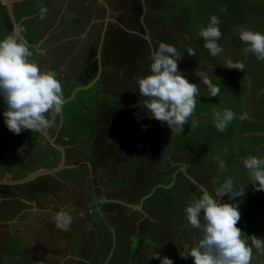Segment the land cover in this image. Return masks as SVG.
Instances as JSON below:
<instances>
[{
	"label": "rangeland",
	"instance_id": "1",
	"mask_svg": "<svg viewBox=\"0 0 264 264\" xmlns=\"http://www.w3.org/2000/svg\"><path fill=\"white\" fill-rule=\"evenodd\" d=\"M40 5L48 9L44 19L40 18ZM224 7L227 10L221 11ZM3 8L5 6L0 1V40L12 34L2 16L10 19L13 24L10 13ZM13 10L22 33L35 45L27 42L33 53L28 59L37 63L42 71L55 72L56 78L62 84L67 102L55 119L53 126L59 123L62 129L60 127V130H57L58 136L55 135L53 139L64 145H70L78 139L79 148L68 147L77 152L72 154L73 158L85 159L89 164L93 163L94 168L89 169V165L69 167L25 183L9 185L12 194L0 191V264L71 263L80 246H86V242H78V235L82 233L83 237L88 239L91 238L88 233L92 236L96 229L92 220L78 219L71 208L72 199L77 196L78 191H82L83 201L90 203V180L101 185L129 182L130 174L123 173L139 161L135 159L136 156L142 155L141 159L145 158V170H148L147 180H140L142 186L147 182L159 180L167 183L170 178L165 175L164 170L169 164L167 156L173 154H170L169 149H160L165 141L173 147L176 145L177 148L173 151L175 158L191 163L195 168V175L203 180L201 184L208 187L209 193L214 197L216 189L226 179L232 178L233 193L240 190H243V193L224 203L239 205L241 219L237 227L244 233L242 238L246 239L250 246L249 237L255 235L264 239V190L257 191L252 185L250 174L242 162V159L248 156L264 157V61H259L252 54L245 55L243 49L247 45L239 39L238 34L240 27L264 34V0H17L13 4ZM52 11H55L57 16L48 20L47 17ZM88 15L93 26L92 33L97 30L105 34V37L103 45L95 46L96 40L93 41L94 61L87 67L83 62L87 52L82 45L80 50L77 49V41L80 39L76 40L74 37L76 34L81 35L80 28L85 27ZM212 15L220 20L219 28L223 35L219 43L225 49L223 58H213L204 48V41L198 35L201 27H207ZM45 20H48L45 23H49V27L58 23L60 33L58 32L56 40L52 38L53 42L49 40L44 45L39 39L50 30L49 27L43 30ZM63 37L70 40L64 42V47L53 45ZM19 41L26 40L20 38ZM159 42L177 48L182 57L178 62L179 70L190 83L197 84L199 88L195 111L189 122L184 125V132L179 135H172L166 122L161 124L162 129H170L167 136L162 137V131L159 133L161 129L155 124L148 128L150 122L157 120L151 118L147 109L143 108L144 98L139 93L137 78L150 74L149 56L152 48H157ZM188 48L195 51V57L189 56ZM97 51L102 54L98 53L97 56ZM98 57L102 59L101 65L98 63ZM227 57L234 62H243L245 71L224 67L223 59ZM99 67L103 74L100 82L93 80L89 83L93 76L79 80L80 75L83 77L88 68H96L99 71ZM199 72L205 73L213 84L220 87L218 97L210 96L207 86L195 74ZM103 99L113 103L104 109L101 105ZM214 108L221 112L230 109L235 114V119L223 133L215 128L212 111ZM5 110L6 104L1 97L0 172L3 176L0 178L11 179L13 175L25 177L40 168L60 165L63 158L60 150L49 140L48 144H44L47 137L42 132L24 130L17 135L9 131L3 116ZM89 118H95L105 128V131L99 130L98 134H95V139L100 135L98 140L94 139L96 143L89 140L90 137L84 139L85 135L96 128V124L92 125ZM61 119L63 121L60 122ZM193 121L197 122L196 127H192ZM122 122L128 124L129 130L140 131L142 137L137 136L131 140L133 136L129 132V139L119 138L118 135L123 132V127L120 126ZM143 126H147V130ZM66 130L69 131L65 133ZM148 130L152 134L149 135ZM48 131L54 134L56 128ZM179 136H183L184 141L178 140ZM105 137H110L114 144L123 139V144L115 145L116 152L114 151L112 157L104 148L107 147V140L99 139ZM187 141L188 149L180 151ZM132 147L134 149L129 156L125 150ZM80 149L83 150L79 152ZM188 151L191 159L185 156ZM51 154L55 159H50ZM102 156L105 161L101 159ZM217 158L225 162V171H220ZM135 172L139 174L138 171ZM208 172L209 182L205 176ZM113 174L119 178L118 181L112 179L115 176ZM106 177L113 183L106 182ZM150 185H147L146 189ZM163 188L158 187L151 200L155 199L158 193L174 192L170 188ZM202 193L201 189L194 188L192 196L199 197ZM118 195H121V190ZM186 196L188 201L192 197ZM62 209L73 217L70 231H62L55 226L54 216ZM81 211L86 212L87 208L84 207ZM164 214L162 218H168L165 209ZM72 227H76L73 234ZM89 227L94 228L88 229ZM130 231L133 229L130 228ZM71 234L76 237L72 238ZM74 241L78 244H74ZM146 252L153 256L158 251L146 249ZM90 254L92 253L88 254L89 259ZM253 255L255 264H264V256H258L255 248ZM98 257L102 260L101 255ZM82 258H87L86 252L82 253Z\"/></svg>",
	"mask_w": 264,
	"mask_h": 264
},
{
	"label": "clouds",
	"instance_id": "2",
	"mask_svg": "<svg viewBox=\"0 0 264 264\" xmlns=\"http://www.w3.org/2000/svg\"><path fill=\"white\" fill-rule=\"evenodd\" d=\"M0 1L8 11L3 0ZM16 1L14 0L12 5ZM39 7L40 18H46L48 9L43 5ZM226 10V7L221 9V11ZM2 19L7 24L6 17L2 16ZM46 21L48 20H45L42 26L48 24L49 27ZM219 24V18L212 15L209 17L207 27H201L198 32L204 41V48L213 58L225 56V49L219 43L223 35ZM12 26L13 30L9 27L12 34L0 40V97L6 104L3 116L8 130L17 135L24 130L40 133L54 125L56 117L62 112L67 101L56 73L42 71L37 63L28 59L33 55L28 41L20 25L18 39L14 24ZM55 26L56 23L50 25V30ZM238 34L239 39L247 45L243 49L245 55L252 54L259 61H264V34L246 27H240ZM104 37L105 34H101V39ZM20 38L26 41H19ZM187 53L192 57L196 55L191 48L187 49ZM149 59L150 74L137 78L139 93L144 98L143 108L147 109L151 118L166 122L172 133L179 135L184 132V125L189 122L195 111L196 98L199 94L198 85L190 83L179 70L178 62L182 57L176 47L159 42L157 48H152ZM223 66L241 71H245L246 67L243 62H234L228 57L223 59ZM195 74L207 86L211 97L220 95V87L213 84L205 73ZM212 111L215 128L221 133L225 132L235 119L234 112L230 109L221 112L215 108ZM242 119L244 120L245 117ZM191 125L196 127L197 122L193 121ZM143 127L146 130L147 126ZM130 132L132 133V130ZM131 135L133 136V133ZM217 160L220 171H225V162L219 158ZM242 162L250 174L252 185L257 191L264 190V157L248 156L243 158ZM0 186L3 188L8 185ZM233 191L234 181L228 178L216 189L215 197L204 191L199 197L193 195L190 198L184 208L186 219L190 227L202 233V238L197 241L195 247L188 248L186 245V254L180 253L182 259L192 257L194 264H252L253 248L258 256H264V239L253 235L249 237L250 246L248 241L242 238L244 233L237 227L241 219L239 205L220 203V198L225 195L234 197L243 193V190L235 194ZM8 193L12 194V189ZM72 222L73 217L63 209L54 216L56 228L62 231H70ZM150 258L160 260V264H173L172 259L166 256L161 258L159 252H155Z\"/></svg>",
	"mask_w": 264,
	"mask_h": 264
},
{
	"label": "flooded vegetation",
	"instance_id": "3",
	"mask_svg": "<svg viewBox=\"0 0 264 264\" xmlns=\"http://www.w3.org/2000/svg\"><path fill=\"white\" fill-rule=\"evenodd\" d=\"M24 36L25 39L28 38V36L26 35ZM42 38L43 37H40V39L38 38L39 41L42 40ZM27 41L29 44H34V42H32L29 39H27ZM79 80H81V78H79ZM112 103L113 102L111 101V104ZM59 121L61 122L63 121V119ZM90 122H92V125H94L96 124L97 120L95 118H92V121ZM152 124L157 125L161 129L159 130V133L162 131V137L168 135L167 133L170 131V129L168 127H164L162 129V124L160 121L150 122L148 128L151 127ZM60 127L61 125L59 126L58 123L54 134H51L48 131V130H52L53 128L47 129L46 132L53 139V137L55 138V135L56 137L58 136L57 130L59 131ZM132 133H133V138H137V136L138 137L140 136L141 132L132 130ZM148 133L149 135L152 134L149 130ZM92 134L93 135H90L89 140L91 141L98 140V137L100 135H97L95 139V134L98 133L92 131ZM172 135H177V134L172 133ZM118 137L124 138L122 137L121 134H119ZM59 138L60 137H58V139ZM99 139L107 140L106 143L107 147L104 148L106 149V151H109L111 157L113 156L114 151L116 152V150H114L115 145L119 143L123 144V139L117 140L115 144L110 137L99 138ZM108 139H110V141H108ZM177 139L178 140L183 139L184 141L183 136H179V138ZM163 140H165V138H163ZM134 141L136 142V146H137V139H135ZM46 142L48 143V139ZM96 142L97 141H95V143ZM103 143L104 142H101V144ZM56 144L58 146H62L65 149L66 160L69 153H74V154L77 153L76 150L68 148L71 146L70 143H69L70 145L67 144L64 145L59 142H56ZM167 144L168 145H166V141H165L160 148V149H169L170 154L171 153L173 154L167 156L169 164L166 166V169L164 170L165 175L169 176L170 178L167 183L159 182L160 181L159 180V181H152V183L147 182L145 186H142L143 184L140 182V180L143 178L142 182H144L145 180H147V175H148L147 174L148 170H145L146 169V166L144 164L145 158L143 157L141 159V157L143 156L142 155L141 157L136 156L135 159H138L139 161L135 163L130 170L124 171L125 168H123L122 170L124 171L123 175L130 174L131 178L129 182H124L122 184L118 182L119 184L117 185L111 183L101 185L94 182V180H90L88 184V187L90 189L89 194L91 196L90 203H85L87 201L85 202L83 201V197L81 196L82 191H78L77 196H75L72 199L73 205L71 208L73 209V211H75V216L78 219L84 218L86 219V221L92 220V222L96 225L94 226L96 229L93 231L92 236L90 233H88V235L91 238L85 239L82 233L78 235L79 237L78 242L83 241V244L84 242H86V246L85 245L80 246V249H78L77 251L81 256H79L77 253V255L73 256L75 257L73 262L79 264H158V263L160 264V260L155 258H150L152 255L151 254L149 255L148 253L149 251L145 253L146 249H150V250L157 249V251L161 255V258L166 256L173 260V264H194V258L189 257L188 259H182L180 253L182 255L186 254L185 251L187 250V246L188 248L195 247L197 241L200 238H202V233L199 230L190 227L186 219L185 212L184 213L181 212L184 211V208L188 202V200H186L187 197L186 195L192 196L194 192V188L201 189L203 192L204 191L209 192V189L208 187L206 188L204 187L203 184H201L203 180L195 175L194 172L195 168L191 163H187L175 158L174 156L175 152L173 153V151L175 150L176 145L175 147H173L168 142ZM184 145L185 146H182V148H180V151H183L186 148L188 149V145H189L188 141L184 142ZM57 148L60 150L61 155L63 156V152L61 151V149L59 147ZM69 149L71 151H69ZM133 149L134 147L129 148L128 150L125 151L126 153L129 154V156H131L130 153H132ZM81 150L83 149H80L79 152H81ZM90 150H92L91 147ZM185 153H186L185 156L191 159L189 157L190 156L189 151L188 153L187 152ZM52 158L53 155L51 154L50 159ZM101 159L105 161V157L102 156ZM142 160L143 162H141ZM73 164L75 165L74 167H78L79 165L88 166V161H85V159L80 158V159H76ZM122 166L125 167L126 165H122ZM93 168H94L93 163H91L89 169L92 170ZM174 168L175 170L173 171ZM105 169L108 170L107 166H105ZM135 171H138L139 174L136 173ZM206 174L207 173H205L206 181L209 182L210 173L208 172V174L207 175ZM105 179H107L105 180L106 182L111 181L113 183V181L110 180L109 178L106 177ZM112 179L114 181H118L119 178L115 175L112 177ZM130 184H132L134 188H132ZM147 185H150L148 189H146ZM141 186L142 188L140 189L139 187ZM160 186L164 187L163 189L165 188L172 189L174 191L173 194H169L168 192L158 193V196L155 199L151 200L152 195L155 193L156 189ZM154 188L155 190L153 191ZM139 189L140 191H138ZM120 190H121V195H118V192ZM152 191L153 193L150 196H148ZM236 192L237 191H235L233 194H235ZM227 196L221 198L220 203H224L226 201L232 200L235 197H237V196L230 197L229 195ZM103 197H106L107 200L104 201L103 203L97 201ZM133 205L136 207H134ZM84 207L87 208L86 212L81 211V209H83ZM98 207L101 208L103 214H101L100 211H98ZM164 209L167 211L169 215V216L166 215L168 217L166 219L162 218V216L165 215ZM178 211L179 213H177ZM185 226L186 228H184ZM92 228L89 227L88 229H92ZM130 228L133 229V231H130ZM75 231H76V227H72V234ZM72 234L70 235L72 236V238L76 237L73 236ZM77 234L78 233H75V235ZM78 242L74 241V244H78ZM84 252H86L87 258H82V253ZM89 253H92L90 254V259L88 258ZM103 253L105 254V256ZM100 255L102 257V260H100L98 257ZM68 258L69 261L71 262L70 257ZM252 264H255V262H252Z\"/></svg>",
	"mask_w": 264,
	"mask_h": 264
},
{
	"label": "crops",
	"instance_id": "4",
	"mask_svg": "<svg viewBox=\"0 0 264 264\" xmlns=\"http://www.w3.org/2000/svg\"><path fill=\"white\" fill-rule=\"evenodd\" d=\"M3 4V3H2ZM4 9V8H3ZM99 10V9H98ZM90 12H91V9H90ZM56 15V12L55 11H52V12H50V15L47 17V19L48 20H53L54 18H56V17H54ZM57 16V15H56ZM91 16V15H90ZM58 19H60V16L58 17ZM70 21H72V20H70ZM89 21V22H88ZM94 24V23H93ZM42 28H43V30H46L47 28H48V24H46L45 26H42ZM92 29H93V26H92V22L90 21V19H89V15H88V17H87V19H86V24H85V27L84 28H80V30H81V35H75V37H74V39H76L77 40V38H79L80 40H78L77 41V49L78 50H80L81 49V47L83 46L84 47V50L87 52V54H85V57H83V62H84V64H87V67L89 66V64H90V62L91 61H94L93 60V56H94V54H95V49H93V41H95L96 40V45L95 46H98V45H103V43H104V39H103V41H102V39H101V33L102 32H100V31H97V30H95V32L96 33H92ZM96 29V28H95ZM60 33V28H59V26H58V23L56 24V26H55V28L51 31V33H48L47 35H45L43 38H42V40H40V42L42 43V44H47V42L49 41V40H52V38H53V40H56L57 38H58V36L57 35H59V33ZM38 34H39V31H38ZM92 36H93V38H92ZM42 37V36H41ZM88 38V40H86ZM53 40H52V42H53ZM66 41H70V40H68V39H66V38H62V39H60V40H58V41H55V43L53 44V45H56L57 47H64V42H66ZM80 45H82V46H80ZM50 46V45H49ZM98 53H100V55L102 54L101 53V51L99 52V51H97V56H98ZM101 57V56H100ZM100 57H98V59H99V61H98V63H99V65H101V62H102V59H100ZM86 67V68H87ZM101 67V66H100ZM100 67H99V71H97L96 70V68H94V70H92V69H90V68H88V71H85V75L82 77L81 75H80V78L81 79H86L87 77H94V78H91L88 82L90 83L91 81H93V80H95V81H97L96 83H98V82H100V80H101V78L103 77V74H102V72H101V70H100ZM84 74V73H83ZM89 74V75H88ZM82 82V81H81ZM103 82V81H102ZM95 83V82H94ZM82 85V84H81ZM89 87H91V86H89ZM89 87H86V88H89ZM108 91V90H107ZM110 91V90H109ZM65 97V96H64ZM106 102V103H105ZM103 103H105V104H103ZM101 105L103 106L102 108H104V109H106V107L105 106H110L111 105V102L110 101H106L105 99H103V100H101ZM91 121H92V118H89ZM128 124L127 123H125V122H122L121 123V125L120 126H122L123 128V132H121V133H123V134H125V139H129L128 138V134H129V132H130V130H129V128H128V126H127ZM57 127V125L56 126H53V127H50V128H56ZM99 127V128H98ZM99 130H104L105 131V128L99 123V121H97L96 122V128L95 129H92V131H96V133H97V131H99ZM107 130V129H106ZM69 130H66L65 131V133H67ZM92 131H90V133L89 134H87V135H85V137H84V139L85 138H89L90 137V135H93L92 134ZM109 132H111V131H109ZM67 137V136H66ZM80 140L82 139V138H79ZM78 139H76L75 141H77ZM45 141V140H44ZM73 142V143H71V146H75V147H78L77 146V142ZM79 141V140H78ZM82 142V141H81ZM44 144H48L46 141H45V143ZM79 148V147H78ZM55 150H57V149H55ZM72 154H74V153H71V154H69L68 156H67V161H69L70 163H74L75 162V160L76 159H74L73 158V155ZM53 155V154H52ZM75 155V154H74ZM72 156V159H70V157ZM53 159H55V156L53 155V158H52V160ZM7 175V174H6ZM1 176H3L2 175V173L0 172V177ZM20 177H22V176H20ZM13 178L15 179V178H19V176H17V177H15L14 175H13ZM0 191H2L3 193H6L5 191H4V189L2 188V186H0Z\"/></svg>",
	"mask_w": 264,
	"mask_h": 264
},
{
	"label": "water",
	"instance_id": "5",
	"mask_svg": "<svg viewBox=\"0 0 264 264\" xmlns=\"http://www.w3.org/2000/svg\"><path fill=\"white\" fill-rule=\"evenodd\" d=\"M14 0H3V2L7 5L8 7V11L11 15V18L13 20V24L15 26V33L17 35V39L18 37L20 36V31H19V22L17 21V18L15 16V13H14V10H13V3ZM49 141L53 142V144L56 146V147H59L61 149V151L63 152V158L62 160L60 161V165H54L52 167H47V168H40L39 170L37 171H34L28 175H26L25 177H22V178H0V185H16V184H21V183H25V182H28V181H31L33 179H36L37 177L39 176H42V175H45V174H54L56 172H59L63 169H66V168H69V167H74L75 165L74 164H70V163H67L66 161V153H65V149L62 147V146H58L56 144V142L51 138V136L46 132V131H43L42 132ZM166 145L167 144V141H166ZM88 165L90 166V164L88 163ZM156 188V187H155ZM155 188L153 189V191L155 190ZM153 191L148 195L150 196ZM107 198L106 197H103L97 201H99L100 203H103L104 201H106ZM134 206V205H133ZM136 207V206H134ZM98 211H100L101 214H103V212L101 211V208L98 207Z\"/></svg>",
	"mask_w": 264,
	"mask_h": 264
},
{
	"label": "trees",
	"instance_id": "6",
	"mask_svg": "<svg viewBox=\"0 0 264 264\" xmlns=\"http://www.w3.org/2000/svg\"><path fill=\"white\" fill-rule=\"evenodd\" d=\"M6 22H7V24L9 25V27L13 30V26H12V22H11V20L10 19H6ZM121 135H122V137H124L125 138V134H123V133H121ZM134 138H132L131 140H133ZM135 142V141H134ZM3 189H4V191L6 192V193H8V192H10V190H11V188L9 187V185L8 186H5V187H3ZM70 262V261H69ZM68 262V263H69ZM73 262V261H72ZM71 262V263H72ZM71 263H69V264H71Z\"/></svg>",
	"mask_w": 264,
	"mask_h": 264
},
{
	"label": "bare ground",
	"instance_id": "7",
	"mask_svg": "<svg viewBox=\"0 0 264 264\" xmlns=\"http://www.w3.org/2000/svg\"><path fill=\"white\" fill-rule=\"evenodd\" d=\"M237 128V127H236Z\"/></svg>",
	"mask_w": 264,
	"mask_h": 264
}]
</instances>
